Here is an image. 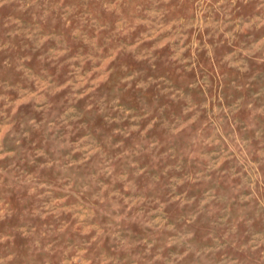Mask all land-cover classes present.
<instances>
[{"label": "rangeland", "instance_id": "374dc122", "mask_svg": "<svg viewBox=\"0 0 264 264\" xmlns=\"http://www.w3.org/2000/svg\"><path fill=\"white\" fill-rule=\"evenodd\" d=\"M0 264H264V0H0Z\"/></svg>", "mask_w": 264, "mask_h": 264}]
</instances>
